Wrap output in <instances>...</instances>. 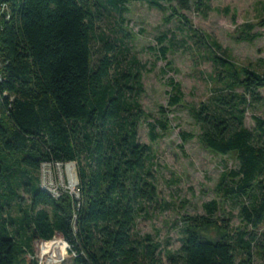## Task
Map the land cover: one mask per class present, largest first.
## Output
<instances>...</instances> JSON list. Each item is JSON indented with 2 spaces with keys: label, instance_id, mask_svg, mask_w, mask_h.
Returning <instances> with one entry per match:
<instances>
[{
  "label": "trees",
  "instance_id": "obj_1",
  "mask_svg": "<svg viewBox=\"0 0 264 264\" xmlns=\"http://www.w3.org/2000/svg\"><path fill=\"white\" fill-rule=\"evenodd\" d=\"M209 2L0 0V264H24L35 241L51 250L68 245L73 264H164L159 245L135 232L137 218L157 200L153 151L138 138L148 119L139 103L141 75L120 68L116 45L97 34V23L104 13L121 18L133 3L179 15L191 5L207 11ZM246 32L243 42L255 40ZM189 38L216 69L211 96L190 110L197 139L217 155L235 156L237 168L225 171L216 189L238 203L244 229L205 238L201 232L217 225L212 201L205 217L183 220L181 246L167 261L253 264L255 251L264 258V231L257 235L264 229V120L252 116L250 130L245 118L264 109V62L261 72L238 67L210 37L190 31ZM168 52L161 47V60ZM168 85L169 106H179L180 84L169 79ZM159 112L164 118L165 110ZM147 127L155 142L168 123L161 118ZM43 164H74L77 197L45 190Z\"/></svg>",
  "mask_w": 264,
  "mask_h": 264
},
{
  "label": "rangeland",
  "instance_id": "obj_2",
  "mask_svg": "<svg viewBox=\"0 0 264 264\" xmlns=\"http://www.w3.org/2000/svg\"><path fill=\"white\" fill-rule=\"evenodd\" d=\"M208 6L209 10L205 11L191 5L189 11L172 15L169 10L162 12L133 3L121 18L104 13L97 23V34L102 32L111 37L116 45L120 68L141 75L143 93L139 103L148 119L139 124L138 138L153 151L152 176L157 200L137 218L135 232L141 238L151 237L152 242L159 245L164 264H170L167 257L181 246L183 220L205 217L204 206L212 201L217 206L214 214L217 225L201 232L205 238L216 240L226 232L232 235L238 229H244L238 203L224 201L216 189L225 171L237 168L235 156L217 155L204 148L197 139L200 128L190 110L206 103L211 96L217 86L216 69L208 52L198 48L194 38L189 36L190 31H194L210 37L238 67H251L261 72L264 29L260 24L264 21V0H210ZM245 26L249 28L246 30ZM243 31L256 37L255 40L243 42ZM126 34L129 38H125ZM161 47L169 48L166 60L160 58ZM169 79L181 87L183 101L176 107L169 106ZM259 93L264 97V89ZM161 109L166 112L164 118L159 112ZM252 116L264 120V109L248 111L245 127L250 130L254 127ZM161 118L167 120L168 130L160 139L151 142L147 123ZM157 133H160L159 129ZM185 135L194 138L184 139ZM62 169L63 173L56 166L42 168V187L53 195L64 190L77 197L74 164ZM263 231L260 228L257 235ZM54 238L64 241L59 234ZM45 244L33 242L32 253L23 256L24 264H73L74 255L69 254L68 248L65 250V246L56 245L57 250H51ZM253 264H264V258L256 251Z\"/></svg>",
  "mask_w": 264,
  "mask_h": 264
},
{
  "label": "built area",
  "instance_id": "obj_3",
  "mask_svg": "<svg viewBox=\"0 0 264 264\" xmlns=\"http://www.w3.org/2000/svg\"><path fill=\"white\" fill-rule=\"evenodd\" d=\"M67 165H69V164H65V165H61V164H53V165L43 164V165H42V168H44V167H51V166H52V167H55V166H56V167L59 168V172H60V173H63V169H62V168L65 167V166L67 167ZM68 167H69V166H68ZM42 168H41V171H42ZM42 183H43V182H42V175H41V184H42ZM59 192H60V191H59ZM59 192H56V193L58 194V196L60 195Z\"/></svg>",
  "mask_w": 264,
  "mask_h": 264
},
{
  "label": "bare ground",
  "instance_id": "obj_4",
  "mask_svg": "<svg viewBox=\"0 0 264 264\" xmlns=\"http://www.w3.org/2000/svg\"><path fill=\"white\" fill-rule=\"evenodd\" d=\"M54 196H57L58 197V195H54Z\"/></svg>",
  "mask_w": 264,
  "mask_h": 264
},
{
  "label": "water",
  "instance_id": "obj_5",
  "mask_svg": "<svg viewBox=\"0 0 264 264\" xmlns=\"http://www.w3.org/2000/svg\"><path fill=\"white\" fill-rule=\"evenodd\" d=\"M67 248H69L68 245H67Z\"/></svg>",
  "mask_w": 264,
  "mask_h": 264
}]
</instances>
